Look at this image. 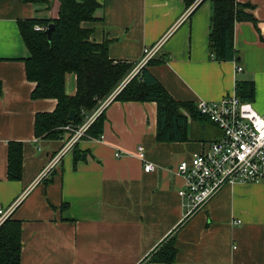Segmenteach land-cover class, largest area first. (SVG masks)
I'll list each match as a JSON object with an SVG mask.
<instances>
[{
    "label": "crops",
    "instance_id": "crops-1",
    "mask_svg": "<svg viewBox=\"0 0 264 264\" xmlns=\"http://www.w3.org/2000/svg\"><path fill=\"white\" fill-rule=\"evenodd\" d=\"M96 1L101 20L85 27L93 31L91 40L111 42L112 61L136 65L144 48L163 40L155 64L146 69L175 101L239 97L237 86L253 83V98H239L264 119V41L251 23L235 24L236 58L219 62L208 45L211 0L189 8L182 0ZM236 1L252 6L264 34V0ZM38 17L49 13L27 0H0V208L17 203L11 217L21 224L20 264H156L149 258L173 233L177 253L171 264H264V181L226 186L187 214L176 166L220 133L213 127L210 140L211 132L199 126L187 141L159 143L154 102L111 101L104 108L102 140L81 139L74 147L85 159L74 167L72 150L37 181L67 140L34 136L35 116L56 107L53 99H31L35 84L25 76L28 52L18 23ZM65 92L75 93L73 75L65 78ZM9 142L22 145L19 181L7 178ZM138 147L153 172L143 171Z\"/></svg>",
    "mask_w": 264,
    "mask_h": 264
},
{
    "label": "trees",
    "instance_id": "trees-1",
    "mask_svg": "<svg viewBox=\"0 0 264 264\" xmlns=\"http://www.w3.org/2000/svg\"><path fill=\"white\" fill-rule=\"evenodd\" d=\"M49 13V17L32 18L18 23L19 33L28 56L24 59L26 79L35 84L31 99H53L56 107L51 113H39L34 119V136L45 140H59L66 135V126L78 127L87 116L113 94L112 102H154L157 109L156 141L159 143L184 142L189 140L188 121H204L195 104L175 101L158 81L147 71L155 64L151 60L137 75L123 82L134 64L114 62L109 58V40L101 43L91 40L92 29L86 23L99 22L96 16L101 5L96 0H27ZM189 8L196 0H182ZM207 0H202L198 6ZM208 45L213 59L229 62L236 58L233 48L234 26L237 23H251L264 41V34L258 22L249 12L250 4L236 0H211ZM197 6V7H198ZM196 7V8H197ZM53 25L50 42L45 30L36 31L35 26L47 28ZM75 77V93L65 92V78ZM120 87V88H119ZM239 97L251 100L254 96L253 83L238 85ZM1 92V86H0ZM70 111L75 112L72 121ZM104 112L94 120L86 131L87 138L97 139L102 135ZM214 127V126H213ZM215 128V127H214ZM216 129V128H215ZM217 130V129H216ZM216 140V139H215ZM74 167L85 159L86 153L73 149ZM22 174V145L9 142L7 147V178L19 181ZM175 234L167 237L149 258L156 264H171L175 260ZM21 224L8 218L0 226V264H20Z\"/></svg>",
    "mask_w": 264,
    "mask_h": 264
},
{
    "label": "built area",
    "instance_id": "built-area-1",
    "mask_svg": "<svg viewBox=\"0 0 264 264\" xmlns=\"http://www.w3.org/2000/svg\"><path fill=\"white\" fill-rule=\"evenodd\" d=\"M34 29L41 31L46 28L35 26ZM162 42L163 40L143 49L141 59L132 70L133 76L155 58ZM241 70V67L236 68L237 72ZM128 81L129 79H126L121 86ZM117 92L118 89L81 126L72 129L71 126L63 128L73 134L52 157L37 181L46 177L50 169L59 163L64 154L72 151L79 140L87 138L85 134L89 126ZM195 109L219 131L220 135L216 140L202 146V149L194 153L189 160L181 161L176 166L175 175L183 181V189L178 195L187 202V214L201 210L226 186L264 181V119L254 110L252 104L232 94L218 101H198ZM89 140L101 141L102 135L97 139ZM115 156L120 157L119 154ZM136 156L144 163L145 173L154 171V165L145 162L142 147L137 148ZM16 205L17 203L14 202L7 209L0 208V226L12 216ZM235 223L239 224L240 221Z\"/></svg>",
    "mask_w": 264,
    "mask_h": 264
},
{
    "label": "rangeland",
    "instance_id": "rangeland-1",
    "mask_svg": "<svg viewBox=\"0 0 264 264\" xmlns=\"http://www.w3.org/2000/svg\"><path fill=\"white\" fill-rule=\"evenodd\" d=\"M45 16H46V13H45ZM188 122H189L188 123L189 135L192 134L194 137H196L195 135H197V133H198V129L200 128L199 126H201V127L203 126L204 129H205V132L206 131L208 132V130L211 132V135L208 138H210V140L213 138V136H214L213 135V131H214L213 126L204 123V121L193 120V119L192 120L190 119ZM81 125H79V126H81ZM72 128H74V127L71 126L70 129H72ZM63 131L67 132L66 133V137H65L66 139H69L72 136V134H73L70 130H63ZM201 134H203V133L200 132L198 135L202 136ZM205 134L206 133H204L203 135H205Z\"/></svg>",
    "mask_w": 264,
    "mask_h": 264
},
{
    "label": "water",
    "instance_id": "water-1",
    "mask_svg": "<svg viewBox=\"0 0 264 264\" xmlns=\"http://www.w3.org/2000/svg\"><path fill=\"white\" fill-rule=\"evenodd\" d=\"M52 30H53L52 24L48 25L47 28L45 29V34H46L48 42H50V35H51ZM74 117H75V112L70 111L69 116H68V120L72 121L74 119Z\"/></svg>",
    "mask_w": 264,
    "mask_h": 264
}]
</instances>
